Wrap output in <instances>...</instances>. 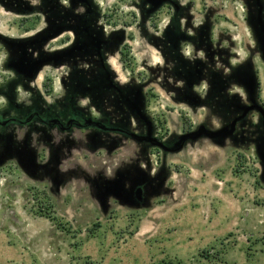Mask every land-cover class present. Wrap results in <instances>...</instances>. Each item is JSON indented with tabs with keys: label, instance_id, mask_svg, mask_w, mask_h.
Listing matches in <instances>:
<instances>
[{
	"label": "rangeland",
	"instance_id": "obj_1",
	"mask_svg": "<svg viewBox=\"0 0 264 264\" xmlns=\"http://www.w3.org/2000/svg\"><path fill=\"white\" fill-rule=\"evenodd\" d=\"M57 1L0 0V93L20 110L44 101L47 111L66 88L58 41L39 58L37 43H23L42 29L57 35ZM93 1L123 38L115 79L140 112L124 111L108 147L86 128L0 129V264H264V0H181L205 44L247 65L252 85L237 87L224 121L176 102L155 70L164 59L150 39L164 35L167 9L152 17L149 2L142 15L139 0ZM192 46L181 44L191 56Z\"/></svg>",
	"mask_w": 264,
	"mask_h": 264
},
{
	"label": "flooded vegetation",
	"instance_id": "obj_2",
	"mask_svg": "<svg viewBox=\"0 0 264 264\" xmlns=\"http://www.w3.org/2000/svg\"><path fill=\"white\" fill-rule=\"evenodd\" d=\"M146 2L152 5V17L164 9L169 12L170 20L165 28L168 36L174 33L172 23L177 18H181L182 29H185L187 34L192 36H194L195 30L202 26V24H195L196 27H193V23H185L187 21L183 17L187 14V4L181 0H139L136 5L139 10L141 8L142 15L143 11L146 14L151 12L145 10L144 4ZM80 8L81 10H79ZM56 13L58 15L57 29L55 30L58 32L57 35L43 34L42 29L25 38L23 43L26 48L37 43L36 57L39 58L43 55V52L39 50L43 44L45 52H49V44L58 41L59 46L53 50L54 63H56L58 70H66L70 81L68 78L66 79L68 81L65 82L66 88H62L61 98H53L48 104L51 108L47 111L44 109L46 106L44 101L39 104L43 107L36 106L20 110L22 107L17 102L12 104V97L8 92L0 93V129L10 132L13 127H22L21 124H14L13 122L30 123L29 126L38 124L42 129L45 126L53 127L58 132H67L74 127L86 128L100 137L101 141L97 145L101 144L103 147H108V139L119 136L117 129L120 128L119 122H123L124 111L131 108L136 113L140 112L138 105L125 96L124 86L115 79L117 66L112 64L111 59L117 52L123 53L121 48L123 38L111 26V31L107 29V24L104 22L106 13H103L99 5L93 0H58ZM179 48L185 57L193 58L200 55L194 48L192 49V56L186 55L181 45ZM26 75L29 76L27 78L32 79L35 73L30 72ZM78 75H80L79 78L83 79V82L76 83V86L75 84L69 86ZM127 91L130 92L129 89ZM56 109L62 110L63 113L56 114ZM127 111L129 112V109ZM44 132L42 130V133ZM43 137L41 134L39 140L42 146H44ZM35 143L39 145L38 142ZM93 143L96 144L95 141ZM113 143L116 144L117 141L110 142L111 145ZM12 144L11 142L7 145L9 151L12 149ZM53 144L55 142H49L47 145Z\"/></svg>",
	"mask_w": 264,
	"mask_h": 264
},
{
	"label": "trees",
	"instance_id": "obj_3",
	"mask_svg": "<svg viewBox=\"0 0 264 264\" xmlns=\"http://www.w3.org/2000/svg\"><path fill=\"white\" fill-rule=\"evenodd\" d=\"M42 1L45 4L52 0ZM44 8L41 9L49 14L50 9ZM55 8H58V3L51 10ZM180 20L177 18L173 21L174 33L171 36L166 30L162 37H149L150 42L162 51L164 59V64L156 66L155 70L163 74L166 89L173 94L176 102L186 103L192 108H206L210 118L224 121L238 107L237 102L241 101L239 93L234 92L237 87L244 89L242 84L252 85L244 71L247 65H231L228 51L214 50L209 43L202 41L205 33L203 27L197 28L192 36L182 29ZM185 42L195 46L197 51L203 50L204 56L185 57L179 48ZM204 84L205 91L199 95L197 88Z\"/></svg>",
	"mask_w": 264,
	"mask_h": 264
},
{
	"label": "water",
	"instance_id": "obj_4",
	"mask_svg": "<svg viewBox=\"0 0 264 264\" xmlns=\"http://www.w3.org/2000/svg\"><path fill=\"white\" fill-rule=\"evenodd\" d=\"M249 109H250V108H249ZM249 109H247V111H248ZM236 122H237V120L234 121V122L232 123V129H231V130L224 129V130L220 131L218 134H225V135H227V134H231V133H233V132L235 131V125H236ZM202 134H207V131L202 129V130L200 131V133L196 134V136H199V135H202ZM211 136H212V135H211ZM215 136H217V134H216ZM188 137H190V135H189ZM183 139H185V138H183Z\"/></svg>",
	"mask_w": 264,
	"mask_h": 264
}]
</instances>
